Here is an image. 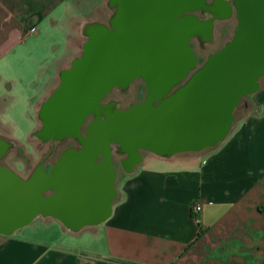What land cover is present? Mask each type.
<instances>
[{
    "label": "water",
    "instance_id": "water-1",
    "mask_svg": "<svg viewBox=\"0 0 264 264\" xmlns=\"http://www.w3.org/2000/svg\"><path fill=\"white\" fill-rule=\"evenodd\" d=\"M116 1L113 27L86 26L81 53L41 104L36 136L75 138L78 148L26 179L0 163V235L40 215L73 231L103 222L117 197L115 157L126 154L120 163L130 171L142 151L171 157L215 147L228 135L242 99L261 88L264 0H233L227 13L236 17L233 36L203 63L190 40L200 32L195 12L208 0ZM138 78L147 89L142 102L125 109L104 103L114 87ZM9 149L0 137V160Z\"/></svg>",
    "mask_w": 264,
    "mask_h": 264
},
{
    "label": "crops",
    "instance_id": "crops-1",
    "mask_svg": "<svg viewBox=\"0 0 264 264\" xmlns=\"http://www.w3.org/2000/svg\"><path fill=\"white\" fill-rule=\"evenodd\" d=\"M68 9L67 0H0V65L31 36L37 41L63 29L66 19L73 30L69 43L76 36L68 57L78 56L84 21ZM70 66H59L55 89L60 70ZM251 96L240 102L228 135L215 147L171 157L142 151L130 171L121 155L117 197L103 222L73 231L40 215L0 235V264H264V85ZM69 148L78 146L63 152ZM57 160L46 162L45 170ZM38 161L20 176L29 178ZM197 203L202 211L196 217ZM39 219L54 229L48 239L19 233Z\"/></svg>",
    "mask_w": 264,
    "mask_h": 264
},
{
    "label": "rangeland",
    "instance_id": "rangeland-1",
    "mask_svg": "<svg viewBox=\"0 0 264 264\" xmlns=\"http://www.w3.org/2000/svg\"><path fill=\"white\" fill-rule=\"evenodd\" d=\"M67 2L69 12H76L84 22L106 24L113 12L109 6V0H67ZM233 4V0H208L201 7L203 11L197 12L200 18H196L195 22L200 30L199 35L206 39V41H201L200 38L195 37L191 40V47L198 54L199 63H203L210 53L220 49L228 39L232 38L236 27V17L229 18V21L223 23H220L218 19L226 17ZM64 25L65 27L60 31L49 32L37 37V41L36 37L31 36L26 47H20L12 55L11 60H5L0 65V136L13 140L18 146H21L23 152L18 153L14 149L4 156L1 162L25 177L28 176L34 159H42L44 152L49 148L48 144H42L38 139L32 137V134L37 132L35 130H38V105L58 85L59 66L65 65V63L69 65L77 57L75 56L73 59L68 57L74 52L72 44L76 36H71L70 43L72 44L70 45L69 35L73 30L68 19ZM76 39H82V43L85 41L84 36H77ZM51 56L52 59L47 62L46 58ZM261 82L264 85V77ZM48 83L50 88L45 91ZM110 97L117 98L118 95L113 94ZM250 97L252 96L250 95ZM118 102L128 103L124 99ZM242 102L247 103L248 98L244 97ZM133 104L130 105L133 107ZM69 145H73V143L66 142L59 145L51 160H57L64 148ZM115 158L116 168L120 170L118 159ZM44 225L39 219L19 233H25L35 239L46 240L53 234L54 229Z\"/></svg>",
    "mask_w": 264,
    "mask_h": 264
},
{
    "label": "flooded vegetation",
    "instance_id": "flooded-vegetation-1",
    "mask_svg": "<svg viewBox=\"0 0 264 264\" xmlns=\"http://www.w3.org/2000/svg\"><path fill=\"white\" fill-rule=\"evenodd\" d=\"M109 6L113 9V12H112V14L109 17L108 22L106 24L105 23H103V24L107 25L109 28H112L113 24H114V19H115L116 15H117V10H118V7H119V3L116 0H109ZM200 11H203V9H200ZM197 12H195V13L197 14ZM198 16H200V15H198ZM218 20H219L220 23H223V22H226L228 20V18L226 16L223 19H218ZM91 23H101V22H87V21H85L82 24V26L85 25L84 26V30H85L86 26L91 24ZM83 36L85 37V41L82 43V47H83L84 43L87 41V39H88V37L86 35H83ZM195 37L200 38L201 41H206V39L203 38L200 35H197ZM195 37H193V38H195ZM193 38H191V40ZM191 40H190V45H191ZM113 94H117L118 97L117 98L110 97ZM146 94H147L146 85H145V83H144V81L142 79L138 78V79H134L130 84H127L125 86H116V87H114L108 93L107 97L104 99V103H115L119 108H124L125 109V108H128L130 106V104H132V103H140V102H142L145 99ZM130 98H131V100H129ZM121 99L122 100L124 99V101H127L128 103L127 104L119 103L118 101H120ZM40 108H39L38 115H37V118L39 120L38 129L42 126V122H41L40 117H39ZM91 120H92V116H89V118H87V121H86L84 127L82 128L83 132H85V127ZM32 137L35 138V139H38L40 141V143H42V144H48L49 145L48 151L44 152V157H42V159H39V161L37 163V166L34 168V170L37 167H40V166H42L44 168V164L46 162H48V161H51V158L53 157V155H54V153H55V151H56V149L58 148L59 145H61L63 143H66V142H72L73 145L79 146L78 145V141L75 138H68V139L63 140V141H51V140L46 141V140H43V139H40L39 137H37L35 133L32 134ZM5 140H7L10 143V149H9L8 153L11 152L14 149H16L18 151V153H23L21 148H20L21 146H18L13 140H8V139H5ZM117 159H119V158L117 157ZM0 163L2 165H4L1 162V160H0ZM5 166H7V165H5ZM34 170L32 171V173L34 172ZM16 172H18V171H16Z\"/></svg>",
    "mask_w": 264,
    "mask_h": 264
},
{
    "label": "built area",
    "instance_id": "built-area-1",
    "mask_svg": "<svg viewBox=\"0 0 264 264\" xmlns=\"http://www.w3.org/2000/svg\"><path fill=\"white\" fill-rule=\"evenodd\" d=\"M202 211V205L200 203H197L193 207V213L197 217L198 214Z\"/></svg>",
    "mask_w": 264,
    "mask_h": 264
},
{
    "label": "bare ground",
    "instance_id": "bare-ground-1",
    "mask_svg": "<svg viewBox=\"0 0 264 264\" xmlns=\"http://www.w3.org/2000/svg\"><path fill=\"white\" fill-rule=\"evenodd\" d=\"M84 26H85V25H83V27H82V32H83V34H84V33L86 34V32L84 31ZM85 34H84V35H85Z\"/></svg>",
    "mask_w": 264,
    "mask_h": 264
}]
</instances>
